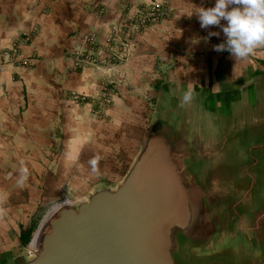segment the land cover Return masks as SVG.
<instances>
[{
    "label": "crops",
    "instance_id": "0c3cea01",
    "mask_svg": "<svg viewBox=\"0 0 264 264\" xmlns=\"http://www.w3.org/2000/svg\"><path fill=\"white\" fill-rule=\"evenodd\" d=\"M155 2L168 5V18L131 34L130 47L120 36H113L108 44L103 42L136 10ZM215 3L0 0V50L14 46L19 57L30 56L32 60L29 69L6 66L4 78L0 72V133L28 132L32 142V117H41L44 123L38 124L40 132L50 134L55 131L49 122L51 116L59 113L65 127H60L62 135L53 134L54 143L62 138L53 165L73 166V180L78 182L113 181L125 172L137 151L159 88L175 85L182 94L193 91V117L198 119L201 132L225 149V162L239 184L237 197L254 196L264 181V47L238 61L227 50L215 51L214 45L226 40L223 30L220 26L202 28L197 14L200 8ZM22 32H29L28 40L23 39ZM88 32H94L99 42L93 54H115L111 60L106 58L102 71L71 64L73 51L80 48L81 34ZM210 32L219 35L208 38ZM122 46L129 47L125 60L116 55L119 51L120 57L123 55ZM13 73L19 79V92L14 93L7 91L16 85ZM104 85L110 90L108 105L101 100ZM71 92L84 95V101L77 105ZM21 107L24 117H29L24 128ZM45 123L48 125L42 126ZM96 156L100 158L98 171L93 172L89 161ZM25 168L32 181V163ZM2 206L0 261L12 258L36 226L32 227L28 218L35 208L27 214L32 205L26 201Z\"/></svg>",
    "mask_w": 264,
    "mask_h": 264
},
{
    "label": "water",
    "instance_id": "95a60500",
    "mask_svg": "<svg viewBox=\"0 0 264 264\" xmlns=\"http://www.w3.org/2000/svg\"><path fill=\"white\" fill-rule=\"evenodd\" d=\"M183 95L161 86L120 179L51 204L25 250L0 264H264V181L237 197L225 149Z\"/></svg>",
    "mask_w": 264,
    "mask_h": 264
},
{
    "label": "rangeland",
    "instance_id": "374dc122",
    "mask_svg": "<svg viewBox=\"0 0 264 264\" xmlns=\"http://www.w3.org/2000/svg\"><path fill=\"white\" fill-rule=\"evenodd\" d=\"M154 4V3H152ZM152 4H149L152 5ZM155 4H159V2H155ZM160 7H166L167 14L165 16L159 17L156 20L150 22L149 25L159 23L163 18H168L169 8L168 5L160 4ZM132 38H128V41L125 42L126 45L130 47ZM128 46H122L124 52L120 57V51L116 55L119 58L126 59L127 58V49ZM83 53H85L84 47L80 44V48ZM78 50V49H76ZM74 52L72 53L71 64L75 67L89 66L97 68L96 70L105 69L102 65H105L102 62H99L97 59H101V56H96L92 54V57L95 58V61L91 64L80 63V65H75L74 61ZM132 54V51L129 52ZM115 55V54H114ZM113 55V56H114ZM111 56V54H110ZM117 59V58H116ZM110 60V59H109ZM30 56H18V49L14 46L6 47L0 50V72L1 74L5 72L6 66H15L21 67L23 69H29L32 66ZM108 63V62H107ZM107 65V64H106ZM102 71V70H101ZM8 73V72H5ZM14 74V73H13ZM3 76L5 74L3 73ZM14 74L12 79H16L15 87L12 85L11 87H7L8 92H19L18 86V78ZM12 83V80H10ZM5 84V83H4ZM3 87V84H2ZM3 89V88H2ZM4 90V89H3ZM2 90V91H3ZM6 91V90H5ZM4 92V91H3ZM75 104V103H74ZM73 104V105H74ZM77 104V103H76ZM78 105V104H77ZM79 109L78 106H74ZM22 117L20 115L21 125L24 128L29 123V117H24L23 110L21 107ZM83 111V110H82ZM20 112V111H19ZM70 112V111H68ZM72 113V111L70 112ZM89 116H91L88 113ZM61 114H56L54 117L51 116L50 124L54 128L52 133L46 134L41 131V126L38 124H42L43 119L41 117H32V124L34 120V131L32 133V142L29 141L30 134L28 132H1L0 133V207L3 208L2 203H7L9 206L17 205L23 203L24 201L27 204H31L29 208L30 211H27V214H31L33 208H35L34 212L28 217L31 220V226L34 227L37 221L40 220L42 215L46 212V210L56 201L69 199L73 200L79 197L84 196L90 189V187L99 182H107L109 184L115 183L118 179L109 181V180H98L94 183L90 184L89 182L84 181H75L73 180L74 171L73 166L64 168L63 165L61 167L59 165H53L54 154L58 151V147L60 146V142L62 138H57L56 143L53 142V134L62 135L59 133L60 127L64 128L63 118H61ZM27 120V121H26ZM45 123L42 126H47ZM72 122H70L71 127ZM32 144V145H30ZM54 144V146H52ZM57 144V145H55ZM32 163L33 166V180L29 181L28 171L26 175L22 173V169H25V165ZM32 188V189H31ZM46 194L48 196H46ZM19 219H23L22 214H17ZM25 250V244L19 248V251L14 255H19ZM13 256V257H14Z\"/></svg>",
    "mask_w": 264,
    "mask_h": 264
},
{
    "label": "clouds",
    "instance_id": "9594fccd",
    "mask_svg": "<svg viewBox=\"0 0 264 264\" xmlns=\"http://www.w3.org/2000/svg\"><path fill=\"white\" fill-rule=\"evenodd\" d=\"M202 28L220 26L226 37L225 42L214 45L217 52L227 50L238 61L264 47V0H216L213 7L197 11ZM226 24H221V21ZM219 35L210 32L208 38ZM196 42V41H194ZM193 91L189 90L181 98V106L190 102ZM99 157H93L89 164L93 172L98 171ZM26 175L27 169H22Z\"/></svg>",
    "mask_w": 264,
    "mask_h": 264
},
{
    "label": "built area",
    "instance_id": "2783aa9c",
    "mask_svg": "<svg viewBox=\"0 0 264 264\" xmlns=\"http://www.w3.org/2000/svg\"><path fill=\"white\" fill-rule=\"evenodd\" d=\"M167 14L166 7H160V4L148 5L145 8H140L135 11L134 15L122 21L119 26L112 29L111 32L106 35L103 39L105 44L111 42L113 36H120L121 42L125 43L131 34L139 31L143 27L147 26L153 20L159 17L165 16ZM31 35L29 32H22V37L24 40H28ZM81 45L84 47L85 53L81 49L75 50L74 52V63L75 65H80V63L91 64L95 61L92 57L93 51L98 48L99 42L97 41L96 34L94 32H88L81 34L80 37ZM113 59V56L102 57L99 62L105 63L107 59ZM101 100L104 105L110 104V90L107 86H102L101 88ZM71 98L76 103H81L84 101L85 96L71 92Z\"/></svg>",
    "mask_w": 264,
    "mask_h": 264
}]
</instances>
